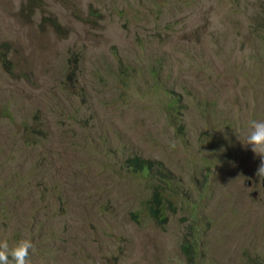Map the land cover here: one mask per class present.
Masks as SVG:
<instances>
[{"label":"rangeland","instance_id":"obj_1","mask_svg":"<svg viewBox=\"0 0 264 264\" xmlns=\"http://www.w3.org/2000/svg\"><path fill=\"white\" fill-rule=\"evenodd\" d=\"M253 120L264 0H0V241L30 264H264ZM134 156L170 175L162 225Z\"/></svg>","mask_w":264,"mask_h":264},{"label":"trees","instance_id":"obj_2","mask_svg":"<svg viewBox=\"0 0 264 264\" xmlns=\"http://www.w3.org/2000/svg\"><path fill=\"white\" fill-rule=\"evenodd\" d=\"M175 102L176 100L170 104L168 111H180L179 107L174 106ZM123 165L132 171L155 177V183L146 201V210L149 217L152 218L157 225H162L165 220V211L167 208H170V203L167 194L164 193L160 185L164 184L168 188L167 181H170V175L162 170L161 163L153 166L148 160L137 156L126 158L123 161ZM189 235L190 230L185 235L184 243L181 244L180 249L186 255L187 260L192 263V253L196 245V240L187 239Z\"/></svg>","mask_w":264,"mask_h":264},{"label":"clouds","instance_id":"obj_3","mask_svg":"<svg viewBox=\"0 0 264 264\" xmlns=\"http://www.w3.org/2000/svg\"><path fill=\"white\" fill-rule=\"evenodd\" d=\"M242 144L250 146L254 154L264 158V121L250 122V130ZM257 175L264 176V159L261 161ZM32 247V241L29 239H21L11 248L7 240L0 241V264H9V257L15 264H30L28 257Z\"/></svg>","mask_w":264,"mask_h":264},{"label":"flooded vegetation","instance_id":"obj_4","mask_svg":"<svg viewBox=\"0 0 264 264\" xmlns=\"http://www.w3.org/2000/svg\"><path fill=\"white\" fill-rule=\"evenodd\" d=\"M256 178H254L253 180L255 181Z\"/></svg>","mask_w":264,"mask_h":264}]
</instances>
